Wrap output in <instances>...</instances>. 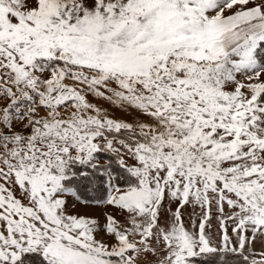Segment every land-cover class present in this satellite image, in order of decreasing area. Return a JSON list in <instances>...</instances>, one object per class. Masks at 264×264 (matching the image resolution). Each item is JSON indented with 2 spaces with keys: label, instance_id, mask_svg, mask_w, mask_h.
I'll return each instance as SVG.
<instances>
[{
  "label": "snow or ice",
  "instance_id": "1",
  "mask_svg": "<svg viewBox=\"0 0 264 264\" xmlns=\"http://www.w3.org/2000/svg\"><path fill=\"white\" fill-rule=\"evenodd\" d=\"M0 264H264V0H0Z\"/></svg>",
  "mask_w": 264,
  "mask_h": 264
}]
</instances>
